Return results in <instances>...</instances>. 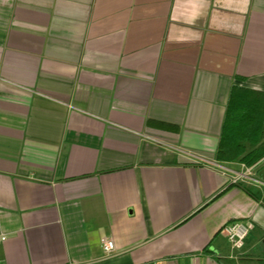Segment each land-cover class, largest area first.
I'll return each instance as SVG.
<instances>
[{"label":"crops","instance_id":"0c3cea01","mask_svg":"<svg viewBox=\"0 0 264 264\" xmlns=\"http://www.w3.org/2000/svg\"><path fill=\"white\" fill-rule=\"evenodd\" d=\"M233 87L264 92V0H0V264H264Z\"/></svg>","mask_w":264,"mask_h":264},{"label":"trees","instance_id":"16d2710c","mask_svg":"<svg viewBox=\"0 0 264 264\" xmlns=\"http://www.w3.org/2000/svg\"><path fill=\"white\" fill-rule=\"evenodd\" d=\"M264 92L233 87L230 91L216 150V159L241 161L250 166L264 156V140L244 154L242 143H258L264 137Z\"/></svg>","mask_w":264,"mask_h":264},{"label":"built area","instance_id":"2783aa9c","mask_svg":"<svg viewBox=\"0 0 264 264\" xmlns=\"http://www.w3.org/2000/svg\"><path fill=\"white\" fill-rule=\"evenodd\" d=\"M251 168H248L243 172H236L237 179L241 177L252 178ZM236 179V180H237ZM254 179V178H252ZM252 228V223L233 221L222 227V232L224 233L226 239L228 240L230 246L233 249H239L243 245L244 238L248 234L249 230ZM5 239V235L0 234V241ZM102 251L105 255H109L113 249L114 244L112 240L102 239ZM75 264V263H70Z\"/></svg>","mask_w":264,"mask_h":264}]
</instances>
